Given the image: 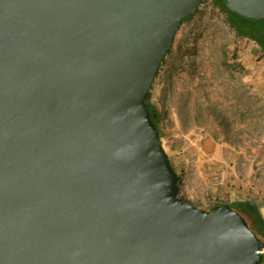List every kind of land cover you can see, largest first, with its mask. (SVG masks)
<instances>
[{"label": "water", "instance_id": "water-1", "mask_svg": "<svg viewBox=\"0 0 264 264\" xmlns=\"http://www.w3.org/2000/svg\"><path fill=\"white\" fill-rule=\"evenodd\" d=\"M202 1L0 0V264H259L238 213L181 197L146 103Z\"/></svg>", "mask_w": 264, "mask_h": 264}, {"label": "rangeland", "instance_id": "rangeland-1", "mask_svg": "<svg viewBox=\"0 0 264 264\" xmlns=\"http://www.w3.org/2000/svg\"><path fill=\"white\" fill-rule=\"evenodd\" d=\"M147 102L182 198L203 211L251 201L264 217V52L214 0L181 24Z\"/></svg>", "mask_w": 264, "mask_h": 264}, {"label": "trees", "instance_id": "trees-1", "mask_svg": "<svg viewBox=\"0 0 264 264\" xmlns=\"http://www.w3.org/2000/svg\"><path fill=\"white\" fill-rule=\"evenodd\" d=\"M214 1L215 4L226 14L227 23L236 32V34L238 36L252 40L255 44H257L260 50L264 52V20L248 19L237 13L229 11L219 0ZM191 17L192 16L185 18L183 22L189 20ZM146 103L150 119L159 133L161 113L154 105L150 104L149 102ZM180 183L181 180L179 178V184ZM223 206H228L230 209L238 213L245 220L249 229L254 233V235L264 244V217L254 202L235 201L230 204H219L213 206L209 211Z\"/></svg>", "mask_w": 264, "mask_h": 264}, {"label": "built area", "instance_id": "built-area-1", "mask_svg": "<svg viewBox=\"0 0 264 264\" xmlns=\"http://www.w3.org/2000/svg\"><path fill=\"white\" fill-rule=\"evenodd\" d=\"M260 254H261V262H259V264H264V246H263Z\"/></svg>", "mask_w": 264, "mask_h": 264}]
</instances>
